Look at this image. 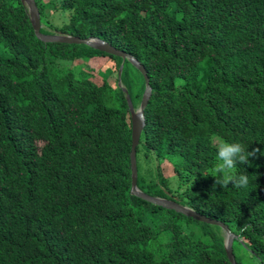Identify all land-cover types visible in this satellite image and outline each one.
<instances>
[{
  "label": "trees",
  "instance_id": "1",
  "mask_svg": "<svg viewBox=\"0 0 264 264\" xmlns=\"http://www.w3.org/2000/svg\"><path fill=\"white\" fill-rule=\"evenodd\" d=\"M33 2L40 34L96 38L142 66L136 189L227 226L235 264H264V0ZM94 57L121 65L137 110L144 81L128 61L43 43L26 6L0 0V264H229L219 227L129 193L125 94L113 108L105 82L58 67ZM219 142L259 150L236 169L248 187L215 183ZM138 146L180 159L173 190L158 166L152 180L138 174ZM191 222L211 241L192 240Z\"/></svg>",
  "mask_w": 264,
  "mask_h": 264
},
{
  "label": "water",
  "instance_id": "2",
  "mask_svg": "<svg viewBox=\"0 0 264 264\" xmlns=\"http://www.w3.org/2000/svg\"><path fill=\"white\" fill-rule=\"evenodd\" d=\"M27 8V14L29 18V22L33 31L34 37L43 42V43H61V44H68V45H85L88 46L91 49H94L98 52L118 57L122 61L126 60L128 63L137 71L140 73V75L143 78L144 81V90L140 99V103L138 105L137 110H133L129 101V98L126 94V91L123 90V93L125 94V99L127 103V108L130 116V139H131V145H130V151H129V171H130V189L129 193L133 196L138 197L139 199L146 201L150 204L162 207L167 210H172L176 213H179L183 215L184 217L191 218L192 220L196 222H200L206 225H212L219 227L222 232L225 235V242H224V249H225V256L227 258V261L229 264H235L234 257L232 255L231 251V245L234 239L236 237L230 233L227 226H225L223 223L215 220H211L209 218H206L204 216H201L195 212H193L190 209H187L185 207H182L175 202L158 199L149 197L141 192H139L136 189V166H135V147L138 144L139 135L142 130L143 126V109L148 101L149 95H150V88L148 85V80L145 75V72L142 68V66L131 56L127 55L126 53H123L121 51H118L108 45L107 43L100 41L96 38H87V39H78L74 37H68V36H60V35H42L39 33V19H38V12L34 5L33 0H20ZM121 67L118 69V73H120ZM119 75V74H118Z\"/></svg>",
  "mask_w": 264,
  "mask_h": 264
},
{
  "label": "rangeland",
  "instance_id": "3",
  "mask_svg": "<svg viewBox=\"0 0 264 264\" xmlns=\"http://www.w3.org/2000/svg\"><path fill=\"white\" fill-rule=\"evenodd\" d=\"M112 61L105 57H94L92 59L83 60L79 59L74 62H60L59 68L61 72L70 71L74 76H83L90 80H93L96 83L105 82L108 88L107 92V100L108 105L117 108V102L114 101L113 97L117 91L124 90L122 80L120 82L119 73H114L112 70ZM121 65L119 66V68ZM118 68V69H119ZM132 81L136 78L135 72L130 70L129 72ZM134 78V79H133ZM138 109V107L136 108ZM180 163V159L177 156L173 157H155L152 152H146L142 149L141 146L137 147L136 153V164H137V172L143 177L145 180H152L155 168L158 166L162 175L169 180V188L174 189L176 186L175 178L173 177L172 167L174 165H178ZM143 223H149V221H145ZM190 225L185 229L187 233H189V237L192 240H197L202 242H210L211 238L204 237L199 231V225L193 224V222L189 223ZM210 229H216L210 227ZM219 233L222 234V230H219ZM224 234V233H223ZM235 236V235H234ZM236 237V236H235ZM225 238V235H224ZM225 242V241H224ZM233 248H235L234 252L236 255H243V250L236 243L233 244ZM243 260V258H242Z\"/></svg>",
  "mask_w": 264,
  "mask_h": 264
},
{
  "label": "clouds",
  "instance_id": "4",
  "mask_svg": "<svg viewBox=\"0 0 264 264\" xmlns=\"http://www.w3.org/2000/svg\"><path fill=\"white\" fill-rule=\"evenodd\" d=\"M258 149L247 151L241 143L219 142L217 144L216 160L217 163L213 169L216 174L215 183L220 187H228L231 183L234 188H246L249 185L248 174L244 171L238 174L236 169L238 165L250 164L249 158H254Z\"/></svg>",
  "mask_w": 264,
  "mask_h": 264
}]
</instances>
